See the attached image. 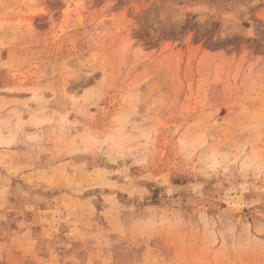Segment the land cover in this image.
<instances>
[{
  "label": "rangeland",
  "instance_id": "obj_1",
  "mask_svg": "<svg viewBox=\"0 0 264 264\" xmlns=\"http://www.w3.org/2000/svg\"><path fill=\"white\" fill-rule=\"evenodd\" d=\"M202 2L214 10L233 11L240 5L246 10L237 14L235 25H225L220 11L200 21L201 13L196 11ZM179 9L183 19H175ZM222 28L228 33L224 38H220ZM128 32L145 50L136 49L144 62L122 70L115 45L126 41ZM64 57L108 69L112 90L104 101L105 111L118 106L126 76H151L149 90L165 93L169 103L157 117L159 150L148 175L163 183L171 174L185 200L197 177L177 166L170 128L205 119L218 122L216 139L227 141L240 122L264 117V2L253 6L249 0H33L29 6L24 0H0V89L31 82ZM99 76L97 72L88 81L73 83L70 90L79 92ZM75 167L72 161L58 162L59 174L47 191L30 171L11 179L6 198L0 200V264H53V249L58 264L73 260L79 264H264V256L234 255L223 242L211 250L210 242L195 231L181 237L162 234L138 247L125 240L110 250L99 240L72 234L68 225L74 223L70 217L76 215V205L66 185ZM132 173L142 174L135 168ZM215 183H207L203 200L185 208L190 216L199 217L202 209L213 215L228 210L241 223L251 224L254 232L264 228V203L243 209L238 203L241 194L252 200L257 193L245 191L242 181L235 187L225 181L221 190L213 187ZM146 186L152 190V202L160 203L162 189ZM92 196L99 212L101 191L84 193V198ZM120 198L126 199L123 193ZM57 205L67 210L61 221L51 215ZM96 220L104 226L110 223L100 215Z\"/></svg>",
  "mask_w": 264,
  "mask_h": 264
},
{
  "label": "clouds",
  "instance_id": "obj_2",
  "mask_svg": "<svg viewBox=\"0 0 264 264\" xmlns=\"http://www.w3.org/2000/svg\"><path fill=\"white\" fill-rule=\"evenodd\" d=\"M261 2L264 0H249L253 6ZM24 3L31 6L33 0ZM200 5L201 10L196 11L201 13L200 21L220 11L203 2ZM245 10L240 5L220 14L225 25H235L239 22L237 14ZM175 19H183L181 9ZM227 34L222 28L220 38ZM137 48L143 50L129 32L126 41L117 42L115 55L122 70L144 62ZM93 60L98 62L97 57ZM97 72L100 76L90 86L79 92L70 90L73 83L88 81ZM151 79L147 74L126 76L118 106L107 111L104 101L112 90L108 69L84 65L72 57L59 59L31 82L0 89V200L6 198L11 179L23 178L29 171L33 177H40L45 191L50 190L59 174L58 162L72 161L76 167L66 187L76 205V215L70 217L74 223L68 225L74 235L99 240L110 250L125 240L131 247H138L162 234L181 237L195 231L210 242L211 250L223 242L234 255L264 256V228L254 232L251 224L241 223L228 210L213 215L202 209L195 219L185 211L205 198L204 189L210 181H216L213 187L217 190L223 189L225 181L234 187L242 181L245 191L258 194L252 200H245L241 194V209L264 203V136L257 139L258 134H264V117L240 122L227 141L216 139L218 122L205 119L195 125L176 123L170 128L177 166L197 177L185 200L178 195L183 189L172 184L171 174L163 183L148 175L159 150L161 127L157 117L169 103L165 93L149 90ZM5 92L20 96L9 98ZM41 160L44 163L37 167L36 162ZM134 168L142 174L134 175ZM149 183L162 189L160 203L152 202V190L146 186ZM93 189L101 191L99 212L95 196L84 198V193ZM121 193L126 199L120 198ZM23 195L27 198L29 192ZM66 211L57 205L51 215L61 221ZM97 215L110 223L99 224ZM50 259L58 264L54 249Z\"/></svg>",
  "mask_w": 264,
  "mask_h": 264
}]
</instances>
